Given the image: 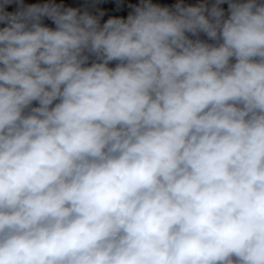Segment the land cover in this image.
Wrapping results in <instances>:
<instances>
[{
  "label": "clouds",
  "instance_id": "clouds-1",
  "mask_svg": "<svg viewBox=\"0 0 264 264\" xmlns=\"http://www.w3.org/2000/svg\"><path fill=\"white\" fill-rule=\"evenodd\" d=\"M102 15L0 0V264H264V0Z\"/></svg>",
  "mask_w": 264,
  "mask_h": 264
}]
</instances>
